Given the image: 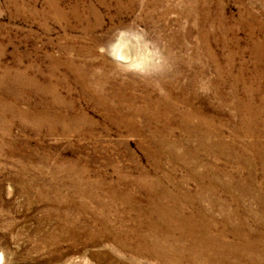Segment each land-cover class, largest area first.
I'll list each match as a JSON object with an SVG mask.
<instances>
[{
	"label": "rangeland",
	"instance_id": "rangeland-1",
	"mask_svg": "<svg viewBox=\"0 0 264 264\" xmlns=\"http://www.w3.org/2000/svg\"><path fill=\"white\" fill-rule=\"evenodd\" d=\"M168 193L264 238V0H0V264H163Z\"/></svg>",
	"mask_w": 264,
	"mask_h": 264
},
{
	"label": "bare ground",
	"instance_id": "bare-ground-1",
	"mask_svg": "<svg viewBox=\"0 0 264 264\" xmlns=\"http://www.w3.org/2000/svg\"><path fill=\"white\" fill-rule=\"evenodd\" d=\"M124 44L120 38L112 50L114 56L122 60L128 58ZM163 197L171 200L172 205L155 204V213L149 216L152 222L147 226V233L140 237L145 244L149 243L163 264H264L262 236L249 238L251 233H244L247 229L241 224L242 227L232 228L233 240H229L228 218L223 228L217 230L214 222L201 215L202 211L200 214H186L185 206L181 208L177 196L164 194Z\"/></svg>",
	"mask_w": 264,
	"mask_h": 264
}]
</instances>
